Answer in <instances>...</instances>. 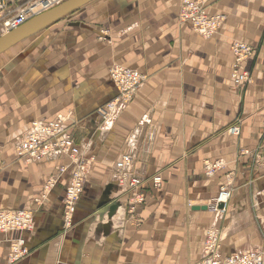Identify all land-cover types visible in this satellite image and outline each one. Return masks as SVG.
Wrapping results in <instances>:
<instances>
[{
	"label": "crops",
	"instance_id": "crops-1",
	"mask_svg": "<svg viewBox=\"0 0 264 264\" xmlns=\"http://www.w3.org/2000/svg\"><path fill=\"white\" fill-rule=\"evenodd\" d=\"M37 1L5 0L6 14ZM180 1L93 0L0 54V210L29 209L35 218L23 235L29 254L16 264H194L211 226L219 227L224 254L264 252V0H209V14L224 18L209 40L178 20ZM233 42L255 53L243 64L252 82L242 90L229 78ZM113 64L140 71L144 82L102 123L96 109L116 96ZM56 118L94 159L70 229L62 219L69 172L36 203L68 161L24 164L15 157L31 122ZM236 121L239 135H228ZM123 154L133 156L145 182L146 202L133 215L115 178ZM208 159L226 169L206 178ZM157 174L162 184L154 189ZM226 175V215L192 210L216 199ZM104 196L119 204L112 216L99 213ZM19 236L0 233V264Z\"/></svg>",
	"mask_w": 264,
	"mask_h": 264
},
{
	"label": "built area",
	"instance_id": "built-area-1",
	"mask_svg": "<svg viewBox=\"0 0 264 264\" xmlns=\"http://www.w3.org/2000/svg\"><path fill=\"white\" fill-rule=\"evenodd\" d=\"M209 0H181L178 20L182 23H189L193 32L204 40L211 39L224 22L220 15H210L208 12ZM64 2V0H40L28 6L21 7L20 11L10 15L6 14V2L0 0V25L2 34L14 30L34 17L50 8ZM232 55V68L229 78L235 88L242 89L251 82L250 72L243 67L253 55L252 49L241 42H233L229 47ZM109 80L116 89V96L109 102L96 109L102 123H110L123 111L136 96L137 91L144 82V76L136 69L111 65L109 69ZM240 133L239 125L228 127L227 134L237 136ZM15 146V157L24 164L39 163L46 160H53L56 157L64 158L69 166H60L58 172L47 179L44 183L43 193L36 199L40 203L45 199L52 189L55 188L60 176L69 172V179L63 194L62 219L63 228L70 229L73 221L76 206L83 194L88 168L94 161L93 158H86L81 154L80 147L64 126L61 118L53 121H33L29 129L17 141ZM243 154H249L244 150ZM87 166V170L84 167ZM204 174L211 178L220 171L225 170L226 165L222 160L205 161L203 164ZM133 157L130 154L121 155L114 164L116 183L131 194V210L143 205L146 202L144 191L145 182L138 175H132ZM231 175V174H230ZM230 175H226L228 183L219 189L218 196L207 205L208 210L213 212L215 218L227 212L226 207L231 198L232 183ZM159 174L150 178L152 187L157 189L162 184ZM261 192L257 193V197ZM256 201V200H255ZM254 201V207L258 206ZM35 218L29 209L0 210V233L19 232L20 236L9 240V251L6 264H16L22 261L29 254V248L24 234L33 231ZM201 259L194 264H263L264 252L250 250L241 253L224 254L221 250V241L218 230L210 227L204 236V243L201 251Z\"/></svg>",
	"mask_w": 264,
	"mask_h": 264
},
{
	"label": "water",
	"instance_id": "water-1",
	"mask_svg": "<svg viewBox=\"0 0 264 264\" xmlns=\"http://www.w3.org/2000/svg\"><path fill=\"white\" fill-rule=\"evenodd\" d=\"M93 0H64V2L50 8L48 11L36 14L34 17L21 24L20 27L7 31V33L0 35V54L5 53L9 48L21 43L26 38H29L36 33L50 27L53 23L65 18V16L79 10V8L87 5ZM106 195L109 193V189ZM101 200L97 206L101 215L109 213L114 215V211L118 208V202L109 203L106 196ZM207 206L192 207V210H206Z\"/></svg>",
	"mask_w": 264,
	"mask_h": 264
},
{
	"label": "rangeland",
	"instance_id": "rangeland-1",
	"mask_svg": "<svg viewBox=\"0 0 264 264\" xmlns=\"http://www.w3.org/2000/svg\"><path fill=\"white\" fill-rule=\"evenodd\" d=\"M0 35H2V32L0 31ZM255 55V53H253V55L251 56V57H253ZM250 57V58H251ZM249 71V70H248ZM250 72V71H249ZM250 76H251V73H250ZM251 82H252V78H251ZM251 82L250 83H248V84H246L244 87H243V89H245V87L247 86V85H249V84H251ZM242 90V89H241ZM234 124H236V125H239V122L238 121H236L235 123H233V124H231L230 126H232V125H234ZM239 127H240V125H239ZM228 130V129H227ZM226 133H227V131H226ZM238 136V135H237ZM132 156V155H131ZM133 157V156H132ZM215 160H220V159H215ZM215 160H204L203 161V163H202V171H203V174H204V170H203V168H204V166H203V164H204V162L205 161H215ZM133 167H134V158H133ZM132 167V168H133ZM226 169V168H225ZM220 172H222V171H220ZM220 172H218V173H220ZM217 173V174H218ZM217 174H215V175H217ZM132 175H137L136 174V172H134V168L132 169ZM204 176H205V174H204ZM206 177V176H205ZM213 177H215V176H213ZM213 177H211V178H213ZM206 178H208V177H206ZM140 179L141 180H143V178H141L140 177ZM208 179H210V178H208ZM144 181V180H143ZM227 185V184H226ZM123 189V191H124V193H125V195L128 197V207H127V212H129V214H131V215H133L135 212V210H131V208L133 207L132 206V203H131V194H130V192H126V190L124 189V188H122ZM232 196V195H231ZM230 201V200H229ZM212 202V201H211ZM229 203V202H228ZM252 207H254V203L252 204ZM255 208V207H254ZM226 215V213L225 214H223V215H220V216H218L217 217V219H219V218H222V217H224ZM212 227H214L216 230H218V236H219V239H220V232H219V227H215V226H212ZM209 229V228H208ZM207 229V230H208ZM220 241H221V239H220Z\"/></svg>",
	"mask_w": 264,
	"mask_h": 264
},
{
	"label": "bare ground",
	"instance_id": "bare-ground-1",
	"mask_svg": "<svg viewBox=\"0 0 264 264\" xmlns=\"http://www.w3.org/2000/svg\"><path fill=\"white\" fill-rule=\"evenodd\" d=\"M68 166H69V164H68ZM68 166H64V167H68ZM84 169L87 170V166H85ZM88 169H89V168H88ZM88 173H89V170H88L87 174H88ZM86 176H87V175H86Z\"/></svg>",
	"mask_w": 264,
	"mask_h": 264
}]
</instances>
